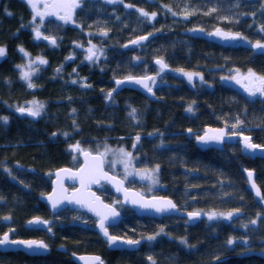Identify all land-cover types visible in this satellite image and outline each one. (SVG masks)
Masks as SVG:
<instances>
[{
  "label": "trees",
  "instance_id": "16d2710c",
  "mask_svg": "<svg viewBox=\"0 0 264 264\" xmlns=\"http://www.w3.org/2000/svg\"><path fill=\"white\" fill-rule=\"evenodd\" d=\"M123 1L87 0L72 23L46 24L47 33L58 40L101 48L97 61L83 65L81 50L33 42L34 20L26 1H1L0 47L6 54L0 57V233L45 238L70 253L56 248L39 257L0 253V264H75L71 252L98 253L106 264H264L257 256H238L264 248V158L243 155L238 141L220 146L198 141L216 128L252 135L264 145V101L248 99L221 79L232 68L263 74L264 56L210 35L221 29L264 43V0ZM141 35L150 38L126 47ZM25 53L51 60V68L60 71L45 72L29 88L16 68L28 59ZM155 58L173 70L161 72ZM185 73L193 74L191 82ZM148 74L156 77L157 100L132 89L111 97L105 93L117 78ZM33 100L43 106L36 121L15 114ZM82 149L114 159L130 153L136 169L154 170L162 194L207 217L186 225L174 215L139 216L121 203L124 217L111 233L146 241L138 250L109 249L93 229L92 216L69 209L53 214L39 199L51 189L52 171L80 165ZM243 167L255 171L261 199L248 190ZM127 184L140 187L135 180ZM98 192L110 203L117 200L107 186ZM228 213H233L230 220L223 218ZM33 216L51 219L53 235L25 228ZM229 240H236L234 249Z\"/></svg>",
  "mask_w": 264,
  "mask_h": 264
},
{
  "label": "water",
  "instance_id": "95a60500",
  "mask_svg": "<svg viewBox=\"0 0 264 264\" xmlns=\"http://www.w3.org/2000/svg\"><path fill=\"white\" fill-rule=\"evenodd\" d=\"M36 0H33L35 2ZM56 2V0H52V3ZM1 4V2H0ZM47 12H56V15H46L49 19H56L58 20V16L60 15V12H63L64 15H66V10H60V9H47ZM71 17H72V11H71ZM37 31V30H36ZM36 31H35V36H36ZM40 32V38H45L44 35L42 34L41 30H38ZM233 35H236L238 33H231ZM240 35V34H239ZM241 36V35H240ZM143 37H147V39H142ZM150 38V35H141L137 36L133 39H131L129 42L126 43L127 48L131 47H136L138 45H142L145 43L148 39ZM47 40L49 42L55 41L54 37H47ZM133 41H138V43H133ZM230 43L233 42H240L241 40H227ZM242 43L245 44L246 41L243 39ZM98 52L97 51H92L88 53L87 55V60L88 61H93L97 57ZM92 56L91 59H88L89 56ZM73 56H69L68 59L72 60ZM158 60H162L163 63L167 66L163 69H161V65L157 63ZM153 63L160 68L161 72H171L173 69L170 67L163 59L161 58H155L153 60ZM132 77L133 80L129 81L127 78ZM154 75L153 74H148V75H132V76H126V77H121L117 78L114 80V87L112 90L109 92L111 93V96L117 92H120L121 90L124 89H132L140 92L141 94L145 95L148 99L150 100H157L158 96L155 92L154 89L151 88V82L153 80ZM135 80H143L145 84L148 85V88H151V91H148V88L143 87L142 84H137L134 81ZM117 81H124L123 83L117 85ZM235 88H237L239 91L242 92H247L246 89L237 83L233 84ZM110 96V97H111ZM20 109V108H19ZM24 113H21L20 111L17 110L18 114L21 115H26L29 116L33 119H36V117L30 116L27 114L29 110L24 109ZM248 137L250 138V142L256 145H260L261 147H264V145L256 143L253 141V136L252 135H245V134H237L236 138L239 140V144L241 146V151L243 155H246L250 158H264V152H261L259 149L253 151L250 149H246L244 147V138ZM80 155V160L81 164L78 167H71V166H62L56 168L54 171H52V181H51V189L40 195L39 199L43 203H45L50 210L51 213L56 214L59 213L63 210L69 209V210H76L80 212L87 213L88 215H91L93 218L97 220L95 230L98 233V235L105 241L108 245V247L112 250H123V249H128V250H138L142 243L145 241V238L141 239H132V238H126L123 236H118L109 230V226H114L117 225L121 222L123 219L124 215L123 213L113 204L110 202L104 200V198L98 193L96 190V187L101 184V183H106L109 185L110 190L118 197L121 198L122 203L126 206L132 209L137 215L139 216H149L153 218H162L164 216H170V215H175L178 217L185 218V224L186 225H193L196 224L197 222L205 219L207 217V214L202 211H191V210H186L182 209L178 206V204L170 197L167 195L159 194V195H146L140 192L138 189L129 187L126 184V181L119 175L109 171L106 169L105 166V159L104 156L100 152H94L90 149H82L78 151ZM85 153H87V157L85 156ZM96 157L98 158L99 161H102V171L103 173L106 174V176L100 178L99 183H92L88 186V188L82 189L81 183L79 178H72L69 173H66L62 170L68 169L70 170L71 173H77L81 168L85 167V161L86 159L88 160L89 164L91 165L93 163L92 158ZM251 171L253 173V179L250 181L248 178V172ZM243 172L246 177L247 181V188L248 190L252 193V195L256 199H261L262 198V191L259 186V184L256 181L255 177V171L250 168H244L243 167ZM57 173L60 174V178H57ZM111 178V179H110ZM122 182L121 185H117L115 182ZM255 183L256 188L260 190L261 195L257 196L256 195V189L252 187V184ZM120 186L121 190L117 191V187ZM48 197H52V200H49ZM67 197L68 199H66ZM95 197H99V201L95 200ZM127 197V198H126ZM69 199L72 200V202H69ZM80 199L83 201V203H76L75 200ZM137 201V203H133V201ZM53 201L56 202V207L55 209L53 208ZM171 201L172 204L175 205V208H167L164 211L157 212L155 208H146V207H141V204L144 203H150V204H155L158 206H164L166 202ZM89 202H91V207L95 209V211L90 210L89 207ZM102 205H107L108 208L102 207ZM109 209H115V211L118 213V216L112 217L110 214L108 215V219L105 221V227L107 228V231L110 236H115L117 237V242L115 244H111L108 241V238L104 236L103 232H101L99 228V223H100V216L96 214V211H100L102 213H108ZM191 213H199V216L195 218L190 219V214ZM39 217L42 219L40 216H33L27 220V226L28 227H37L43 230H46L50 233L49 231V226L51 224V220L49 219H42L44 221H47L48 223L46 225H32L29 224V221H32ZM9 234V239L11 240H24V241H38V242H43L45 245L47 243L44 240L36 239V238H11L10 232H5ZM3 233L0 238L4 236ZM126 240H131V241H139L138 244H127L124 243ZM60 250L64 251L65 247L62 245L59 247ZM0 251L1 252H15V251H21L26 253L29 256H45L50 252V247L47 245L46 249H38V248H33V249H27L23 245H16V244H9V245H0ZM240 257H250V256H257L260 258L264 259V248L262 249H247L245 251H242L238 254ZM92 257H99L102 261L101 255L97 253H75L73 254V260L76 264H94V262L90 259ZM84 258V259H81ZM228 257L225 256L223 258L217 259V260H225ZM103 264L105 262L103 261Z\"/></svg>",
  "mask_w": 264,
  "mask_h": 264
},
{
  "label": "snow or ice",
  "instance_id": "6c2138e0",
  "mask_svg": "<svg viewBox=\"0 0 264 264\" xmlns=\"http://www.w3.org/2000/svg\"><path fill=\"white\" fill-rule=\"evenodd\" d=\"M27 2L31 5V7L35 11L36 15H38V16L43 17L44 15H56V12H47V11L40 12L37 9L36 3H33V0H27ZM109 2H114V0H109ZM79 6H80L79 0H56V2H54V3H44V5H43V7L45 9L51 8V9L66 10V15L58 16L59 19L65 20L66 22H67L68 19L71 18V11L73 9L79 7ZM213 11H214V9H213ZM141 14L144 15V16L148 15V13H145V12H141ZM152 15L154 16L155 14L153 13ZM262 30H264V29H262ZM210 35L220 36L221 38L226 39V40H237V39L243 40L244 39V37L240 36L239 34L233 35L231 33H223V32H221L220 29H217L216 32H214V33H210ZM36 37L40 38V32L38 30L36 31ZM45 39H47V37H45ZM142 39H147V37H143ZM51 43L55 44V41L53 40V41H51ZM133 43H138V41H133ZM254 47L257 48V49H264V44H260L259 42H257L254 45ZM21 51L23 52L24 50L21 49ZM5 54H6V49L3 48V47H0V57H3ZM25 55H27V53H25ZM91 58H92V56L90 55L88 57V59H91ZM39 63L40 64H45V63H47V61H45L43 59H40ZM157 63L161 65V69L167 67L163 63L162 60H158ZM57 71H59V69ZM185 75L188 77L189 82H191L192 78H193V74L192 73H185ZM248 75L252 76V77H255V73H252L251 70H249V74ZM22 79L30 80L29 73H27V72L23 73ZM127 79L129 81L133 80L132 77H128ZM256 79H258L261 82V84L264 85V77H256ZM123 82L124 81H117V85H119V84H121ZM134 82L137 83V84H142L143 87L148 88V85L145 84L143 82V80H135ZM73 83H75V81H73ZM237 83H239V81H237ZM28 87L32 88V87H34V85L31 82H29L28 83ZM148 91H151V88H148ZM257 91H264V89H257ZM250 94H254V93L250 92ZM108 95L110 97L111 93H109ZM42 107H43L42 105H39L38 107H36L35 110H29L27 112V114L30 115V116H33V117L39 116L40 115V108H42ZM18 111H20L21 113H24L25 110L23 108H20V109H18ZM134 111L135 110H133V112ZM188 111L189 112L192 111L191 107H189ZM5 122H6V120H5ZM212 139L219 140V137H212ZM137 140H139V137H137ZM244 147L246 149H250V150H253V151L259 149L261 152H264V147H261L260 145H256V144L251 143L250 142V138H248V137L244 138ZM76 148L78 149L79 146L77 145ZM121 151H123V150H121ZM87 155L88 154L85 153L86 157H87ZM126 155L130 156V153L126 154ZM92 161H93V163L90 165L88 160L86 159L85 167L81 168L79 170V172H77V173H71L70 170H68V169H64L62 171L66 172V173H69L72 178H77L78 177L79 180H80L82 189L86 190L90 184L99 183L100 178L106 176V174L103 173V171H102V167H101L102 166V161H99L98 158H96V157H93ZM57 178L58 179L60 178V174L59 173H57ZM141 178L142 179H145V178L153 179L151 176H145V177H141ZM248 178H249L250 181L253 179V173L251 171L248 172ZM156 182H157L156 180H153V183H156ZM115 183L117 185H121L122 184V182H119V181H117ZM252 187L254 189H256V195L260 196L261 195L260 190L258 188H256L255 183L252 184ZM120 190H121V187L118 186L117 187V191H120ZM65 198L68 199L67 197H65ZM48 199L52 200V197H48ZM95 200L99 201V197H95ZM69 202H72V200L69 199ZM75 202L76 203H83V201H81L80 199H76ZM133 203H137V201L134 200ZM90 205H91V202H89L90 210L95 211V209L92 208ZM140 206L141 207H146V208H155V210L157 212L164 211L167 208H175V205L172 204L171 201L166 202V204L164 206H158V205L150 204V203H144V204H141ZM55 207H56V202L53 201V208L55 209ZM102 207L108 208L107 205H102ZM96 214L98 216H100V218H101L100 219V223H99V228H100L101 232H103L104 236L108 238V241L110 242V245L111 244H115L117 242V237L109 235V233L107 231V228L105 227V221L108 219V215L109 214L112 217H115V216H118V213L115 211V209H109L108 213H102L100 211H96ZM197 216H199V213H191L190 214V219L191 218H195ZM232 216H233V213H228V214L224 215L223 218L227 219V220H230V219H232ZM214 218H215V214L209 216L210 220L214 219ZM5 219H10V218H5ZM47 223H48L47 221H44V220L40 219L39 217H37L36 219H34L32 221H29V224H32V225H46ZM252 223L255 224L256 221L253 220ZM49 231H51V229H49ZM161 231H163V229H161ZM148 239L149 240H153V239H155V237H148ZM124 243H127V244H138L139 241L126 240V241H124ZM181 243H185V241H181ZM232 243H233L232 240L228 241L229 245H231ZM9 244L23 245L27 249H33V248L46 249L47 248V245H45L43 242L24 241V240H11V239H9V234L5 233L4 236L2 238H0V245H9ZM81 259H84V258H81ZM90 259L94 262V264H103V261L99 257H92Z\"/></svg>",
  "mask_w": 264,
  "mask_h": 264
},
{
  "label": "flooded vegetation",
  "instance_id": "af4514ba",
  "mask_svg": "<svg viewBox=\"0 0 264 264\" xmlns=\"http://www.w3.org/2000/svg\"><path fill=\"white\" fill-rule=\"evenodd\" d=\"M2 0H0V2H1ZM24 1H26V3L30 6V9H31V11H32V15H34V13H35V11L33 10V8L31 7V5L27 2V0H24ZM87 0H79V4H80V6L79 7H77V8H75V9H73L72 10V17L70 18V19H68L67 20V22L65 21V20H62V19H58V20H56V19H49L46 15H44L43 17H41V16H39V18H41V24L39 25V26H37L36 27V25H37V23L36 22H33V28H32V30H31V34H33V42H36L37 44H40V45H43V46H48V45H50V46H52V45H54V46H56L57 48H76V49H78V50H81L83 53H84V58H85V60H83L82 61V65L83 64H85V63H90V64H92V63H94L95 61H97L101 56H102V52H101V48L100 47H98L97 45H94L93 43H88V44H82V43H79V42H77V41H75V40H71V39H68V38H66V39H57L55 36H53V35H51V34H48L47 33V31L45 30V26H46V24L48 23V21H50V20H55L56 22H58L59 24H62V25H68V24H70V23H72L73 22V20H74V16H75V13H76V11L78 10V9H80V8H82L83 6H84V4H85V2H86ZM118 2H121V3H124V1L123 0H117ZM33 3H36V5H37V9L40 11V12H45L47 9H45L44 7H43V5H44V3H52V0H36L35 2H33ZM137 10H139L140 11V9L139 8H136ZM60 15L61 16H64V14H63V12H60ZM35 26V27H34ZM36 30H41V32H42V34L44 35V37H54L55 38V44H53V43H51V42H49L47 39H45V38H42V39H37L36 38V36H35V31ZM214 36V35H213ZM216 39H218L219 40V38L217 37V36H214ZM69 40H71V41H69ZM244 40L246 41V43L245 44H243L242 43V40L240 41V42H237L238 44H242V45H246V46H248V47H250L252 50H254V51H256V52H260V54L262 55V56H264V49H257V48H255L254 47V45L257 43V42H255V43H252L251 41H249L248 39H246V38H244ZM220 41H222V40H220ZM60 42V43H59ZM222 42H225V43H230V42H228L227 40L226 41H222ZM233 43H235V42H233ZM232 44V43H231ZM260 44H264V43H262V42H260ZM24 50V49H23ZM91 50V51H90ZM92 51H97L98 52V54H97V57L95 58V60H93V61H88L87 60V55H88V53H90V52H92ZM41 59H43V60H45V61H47V63H45V64H40L39 63V60L40 59H38L36 62V64L34 65V66H30V68H31V71H32V73L29 75L30 76V80H24V79H21L22 81H24V82H27V83H29V82H31L34 86H35V83H36V81H41V80H43V78H44V74H45V72H54V73H57V72H59V71H57L58 69H59V67H57L56 69H52L51 68V65L53 64V62L51 61V60H48V59H45V58H41ZM28 61L29 60H21V61H19L18 63H17V66H16V68H17V71H18V73H19V75H20V78H22V76H23V71H24V69H27L28 68ZM81 66V65H80ZM80 66H76V72H77V69L80 67ZM251 70V72L252 73H255V77H252V76H249L248 74H249V70H247V71H245V72H243V71H238V70H236V69H234V68H232V69H227V70H224V74L221 76V79L224 81V82H226L227 84H230L231 86H232V88H235L234 87V83H237V81H239V83H237V84H240V85H242L245 89H246V91L247 92H242V91H239V92H242V93H244L246 96H247V98L248 99H250V100H257V99H259V100H262V101H264V91H257V89H264V85H262L261 84V82L258 80V79H256V77H264V73L263 74H258V73H256L252 68L250 69ZM154 79H156V77L154 76L153 77V80ZM152 80V81H153ZM54 84H55V82H54ZM156 86H157V84H155V83H152L151 82V88L152 89H154L155 90V88H156ZM114 87V81H113V86L110 88V89H108V90H106V94L108 95L109 94V92L112 90V88ZM235 89H237V88H235ZM155 92H156V90H155ZM250 92L251 93H254V94H250ZM118 93V92H117ZM116 94V93H115ZM157 94V93H156ZM114 95V94H113ZM112 95V96H113ZM109 96V95H108ZM158 96V95H157ZM34 101H36V100H33V101H30V102H27V103H25L24 105H22V106H20V107H17L16 109H15V114H17V115H19V116H26V115H21V114H18V112H17V110L19 109V108H23V109H26V110H31V109H29L28 108V106L30 105V103L31 102H34ZM40 116H42V112L40 113V115L39 116H36V119H33V118H31L32 120H34V121H36ZM27 117H29V116H27ZM213 129H216V128H213ZM205 133H203V134H201L199 137H198V140L204 135ZM236 135H237V133H235V132H233V131H226V133H225V135H224V137L222 138V141H220L219 143H216V144H208V145H214V146H220V145H222L224 142H228V141H239L237 138H236ZM207 145V146H208ZM80 164H81V162H80ZM106 166V165H105ZM106 169L107 170H109L107 167H106ZM110 171V170H109ZM120 176V175H119ZM125 180V179H124ZM126 181V180H125ZM126 184H127V181H126ZM104 186H107L109 189H110V187H109V185L108 184H106V183H101V184H99L97 187H96V190L98 191V189L99 188H103ZM127 186H129V187H131L129 184H127ZM134 188V187H133ZM112 192V191H111ZM99 193V192H98ZM113 193V192H112ZM100 194V193H99ZM101 195V194H100ZM115 195V194H114ZM156 195H159V194H156ZM163 195H165V194H163ZM102 196V195H101ZM116 196V195H115ZM168 196V195H167ZM103 197V196H102ZM117 197V200L119 201V202H121L122 203V201H121V198L120 197H118V196H116ZM105 200V199H104ZM112 204V203H111ZM123 204V203H122ZM114 205V204H113ZM124 205V204H123ZM115 206V205H114ZM125 206V205H124ZM179 206V205H178ZM117 207V206H116ZM180 207V206H179ZM118 208V207H117ZM129 208V207H128ZM119 209V208H118ZM183 209V208H182ZM120 210V209H119ZM121 211V210H120ZM122 212V211H121ZM84 213V212H83ZM123 213V212H122ZM87 214V213H86ZM124 215V214H123ZM91 216V215H90ZM175 216V215H174ZM181 218V222H183V223H185V218H182V217H180ZM42 219H44V218H42ZM95 219V218H94ZM28 220V219H27ZM27 220H26V222H25V225H24V227L25 228H27V229H38V230H41V231H44V232H46L49 236H52L53 235V232H52V220L51 219H49V220H51V224H50V226H49V228H51V232L49 233L48 231H47V229L46 230H43V229H40V228H37V227H28L27 226ZM122 221V220H121ZM96 223H97V220L95 219V224H94V226H93V229L95 230V227H96ZM118 225V224H117ZM114 226H116V225H114ZM110 227L111 226H109V230H110ZM8 232H10V235H11V238L12 239H14V238H36V239H40V240H44L46 243H47V245L50 247V252L52 251V249L54 248L53 247V245L47 240V239H45V238H39V237H16V236H13V232L11 231V230H7ZM7 231H5V232H7ZM5 232H3V233H5ZM95 232H96V230H95ZM3 233H0V236L3 234ZM97 233V232H96ZM98 234V233H97ZM116 235V234H115ZM99 236V235H98ZM119 236V235H118ZM100 237V236H99ZM101 238V237H100ZM102 239V238H101ZM133 239V238H132ZM141 239V238H140ZM171 239H174V238H172L171 237ZM103 240V239H102ZM145 241H146V238H145ZM145 241L142 243V245L145 243ZM105 242V241H104ZM106 243V242H105ZM107 244V243H106ZM235 244H236V240L235 241H233V243L231 244V245H229V248L230 249H234L235 248ZM141 245V246H142ZM245 245H247V243H245ZM60 246H62V245H58L57 247H55L56 248V250H58V251H61V252H64V253H70L69 251H68V249L66 248V246L65 245H63L64 247H65V250L64 251H62V250H60L59 249V247ZM140 246V247H141ZM107 247H108V245H107ZM54 248V249H55ZM109 248V247H108ZM246 248H249V247H245V249ZM110 249V248H109ZM16 252H21V251H15V253ZM49 252V253H50ZM0 253L1 254H9V253H13V252H1L0 251ZM21 253H24V252H21ZM83 253H88V252H83ZM91 253H94V252H91ZM25 255H27L26 253H24ZM73 254H75L74 252H71V259L73 260ZM98 254V253H97ZM100 255V254H99ZM233 254H230V256H232ZM27 256H29V255H27ZM31 257H39V256H31ZM102 257V256H101ZM228 258H229V256H228ZM227 258V259H228ZM103 259V258H102ZM74 261V260H73ZM103 261L105 262V260L103 259ZM76 264V263H75ZM105 264H106V262H105Z\"/></svg>",
  "mask_w": 264,
  "mask_h": 264
},
{
  "label": "rangeland",
  "instance_id": "374dc122",
  "mask_svg": "<svg viewBox=\"0 0 264 264\" xmlns=\"http://www.w3.org/2000/svg\"><path fill=\"white\" fill-rule=\"evenodd\" d=\"M33 20L34 22L37 23L36 27L41 24V18H39L36 13L33 15ZM35 27V26H34ZM221 30V29H220ZM216 32V31H215ZM223 33H232L228 31L221 30ZM214 33V32H213ZM219 40L226 41V39L221 38L220 36H217ZM28 57V68L24 69V73L27 72L29 75L32 73L30 66H34L37 62L38 59H41L40 57H33L29 54L26 55ZM39 105H42L38 101L31 102L30 105L28 106L29 109L35 110L36 107ZM42 112V108H40V113ZM226 131L225 129H208L206 133L198 140L200 144L207 146L208 144H216L222 141V138L224 137ZM212 137H219V140L217 139H212ZM203 138V139H202ZM206 141V142H205ZM101 153V152H100ZM102 154V153H101ZM103 155V154H102ZM105 159V165L108 167V169L117 174L120 175L123 179H125L127 182L129 181H136L139 183L140 187H134V184H129L131 187H134L138 189L140 192L146 195H156V194H162L160 190V186L158 185V182L153 183V180L155 179V172L153 169H136V167L133 164V161L131 160V157L128 155L122 156V158H108L106 155H103ZM145 176H151L153 179H142L141 177ZM157 181V180H156ZM104 188V187H103ZM112 204L118 207V204H121L116 199H113ZM121 209V208H119ZM81 225L85 224V220H81L80 222Z\"/></svg>",
  "mask_w": 264,
  "mask_h": 264
}]
</instances>
